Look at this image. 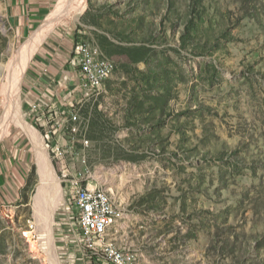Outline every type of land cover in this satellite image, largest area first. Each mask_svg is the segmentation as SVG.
Returning <instances> with one entry per match:
<instances>
[{"label":"rangeland","instance_id":"374dc122","mask_svg":"<svg viewBox=\"0 0 264 264\" xmlns=\"http://www.w3.org/2000/svg\"><path fill=\"white\" fill-rule=\"evenodd\" d=\"M84 6L60 25L114 64L103 92L79 106L88 147H76L123 208L108 239L133 264H264V0ZM28 38L16 37L0 0V68ZM32 57L16 106L34 127L23 97ZM9 74L0 70V117ZM34 156L20 202L0 209V264H103L77 242L47 155L62 196L48 238L34 210Z\"/></svg>","mask_w":264,"mask_h":264},{"label":"crops","instance_id":"0c3cea01","mask_svg":"<svg viewBox=\"0 0 264 264\" xmlns=\"http://www.w3.org/2000/svg\"><path fill=\"white\" fill-rule=\"evenodd\" d=\"M3 2L10 28L18 39L23 40L42 27L59 0ZM62 24L55 26L38 46L23 84L27 116L40 138V125L53 117H62L69 110V104L80 105L88 98V92L79 87L80 72L73 62L78 38ZM32 103L44 107V115L38 122L29 110ZM25 132L20 127H13L0 137V209L17 206L27 182L35 150L32 138ZM34 159L36 161V154Z\"/></svg>","mask_w":264,"mask_h":264},{"label":"built area","instance_id":"2783aa9c","mask_svg":"<svg viewBox=\"0 0 264 264\" xmlns=\"http://www.w3.org/2000/svg\"><path fill=\"white\" fill-rule=\"evenodd\" d=\"M73 52L74 65L80 72L79 87L88 92V97L100 95L108 81L107 69L114 68L113 62L95 57L84 42L78 41ZM79 106L71 103L62 117H53L40 125L45 150L66 191L65 217L76 225V240L89 251L91 259L102 260L103 264H133L136 255L112 243L108 231H102L103 222L121 219L123 208L117 199L109 201V194L113 193H102V187L93 183L85 156L76 148L78 144L82 149L88 147V140L81 137ZM29 110L36 122L42 119L43 105L32 103Z\"/></svg>","mask_w":264,"mask_h":264},{"label":"bare ground","instance_id":"6f19581e","mask_svg":"<svg viewBox=\"0 0 264 264\" xmlns=\"http://www.w3.org/2000/svg\"><path fill=\"white\" fill-rule=\"evenodd\" d=\"M84 1L85 0H59L56 8H62V10H58L55 16L49 15L42 27H40V29H38L30 39L23 43L22 46H20L15 53H13L9 66H1L2 68H0L3 72H11L8 76L3 77V84L1 85L3 89L8 88V91H6L8 93V100L6 99L7 107L5 108V111L3 110L4 112L2 117H0V137L7 131L9 128L8 124L10 123L14 124L15 127H20L24 132L26 131L27 135H29L33 140L36 154L37 172L40 179L37 192L33 198L34 210L38 214H41L39 216H42L43 218L42 222L46 225L45 229L47 230L46 233L49 239L51 238L52 233L51 225L53 223L54 211L56 207L62 203L61 190L56 176L52 171L47 154L42 148V143L40 142L41 140L38 138L39 135L36 136V131H34V129L26 123L20 113V107L16 106V103L20 99V83L22 73L25 70L29 59L35 53L45 36L50 33L55 26L58 24L60 25V23L64 21L65 17L73 16L83 11V8L85 7ZM113 69L114 68L107 69V79L112 75ZM102 193L106 192L102 189ZM109 201H112L110 196ZM115 221L116 220L103 222L102 231L109 232V229L113 226ZM48 222L50 225L47 228Z\"/></svg>","mask_w":264,"mask_h":264}]
</instances>
